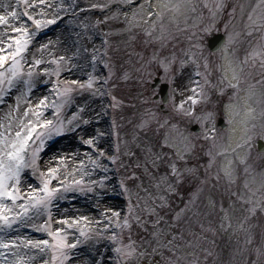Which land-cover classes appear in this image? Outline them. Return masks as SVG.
I'll list each match as a JSON object with an SVG mask.
<instances>
[{
    "label": "rangeland",
    "instance_id": "obj_1",
    "mask_svg": "<svg viewBox=\"0 0 264 264\" xmlns=\"http://www.w3.org/2000/svg\"><path fill=\"white\" fill-rule=\"evenodd\" d=\"M53 2L58 5L61 0H53ZM107 2L108 0H63L65 6L68 4L79 5L84 11L82 12L83 15L71 20L68 25L67 39L70 45V55L67 56L57 51L52 56H63L66 59L71 56L72 64L68 65V67L71 68V72L81 75L83 82L87 79V74L91 72V68L87 66L92 54L91 50L93 48L100 50L106 47V53L99 51L101 60L97 64V74L102 77L107 76V68L103 61H111L115 75L108 82V87L111 88L112 95H115L121 103L119 107L113 108L110 107L113 101L109 95L97 97L87 91L76 94L73 103L62 110L60 118L70 119L72 113L77 111V106H82V102H87L88 108L85 110L84 116L91 122L87 125H81L80 128L54 133L50 137H46L45 146L41 148L39 153L40 170L48 175L47 169L52 167L59 174L58 177L52 179L51 187L56 188L59 184H63L66 181H80L81 179L84 181L82 185H73L69 188L64 193L63 198L53 201L51 209L53 227L60 223V212H66L67 203H80L82 206L90 205L91 203V207H93L91 212L98 218L95 220L98 223L106 224L107 227L103 225L93 227L81 224L78 227H91L93 233L105 231L106 229L109 232L116 230L115 220L112 222L105 221L107 223L102 222V215L104 216L107 213L105 210L108 211L105 201L118 203L117 212L120 213V220H123L127 215L129 193H126L120 186L119 179L121 174L125 175V177L130 175L129 170L132 169L136 156L140 155L132 140L134 131L141 133L140 137H138L140 141L143 142L145 137L154 141L158 150L164 133L169 130L165 124L166 118L170 117L167 120V124L175 123L177 125V128L171 130L172 136L177 137V133H184L185 130L191 132L184 122V116L186 115L178 112L175 108V105H178L183 98L181 77H183L188 63L180 72L174 75L173 71L165 73L159 63L160 58L170 57L172 53H175L178 58L188 60L189 56L195 53L196 60L199 59L200 62H204L205 59L208 60L210 56L212 57L207 47L208 40L218 33H224L227 37L225 49L221 53L218 52L216 57L223 58L225 55H230L241 64L247 54L250 58L243 64L244 74L257 88L264 89V81L261 80L260 57L252 56L254 51H260L262 37H264V25H261L258 19L261 10L257 8L255 13L252 12L257 0H192L191 9L180 17L178 22H164L165 31L162 39L154 38V36L161 35L159 24H157L156 28L152 27V22L156 20V15L153 20L144 15L136 26L126 29L123 17L105 21L104 16H111V11L89 7V3ZM221 2L223 7L220 9L216 8L215 5ZM13 3L16 6V0ZM120 4L123 7H128L122 2ZM25 7L23 0H21L17 10L21 11L20 20L22 24L30 31V29L32 30L35 27V22L31 16L35 15L33 9L36 6L28 8L29 15H23L22 10ZM110 7L114 10L117 7V3H112ZM249 14H252L254 23L248 20ZM96 20H100L101 23L96 25ZM85 24L88 25L87 28L84 27ZM44 27L42 26L31 32V43L28 45L27 51L21 53L20 63L25 74L30 70L37 73L35 77L36 87L32 89V92L36 89L44 90L43 95H49L51 101L52 99H58V97L52 95L55 91L53 85L56 82V77L55 75H45L43 68H52L54 65L52 63L35 64V59H43L46 62L51 61L48 53L51 48L41 50L36 47L37 42L45 36L42 32ZM146 29L151 30L153 35H149L145 31ZM229 33L232 34L231 43L227 42ZM105 35L108 38L107 45L104 44ZM14 43L13 39L9 43L3 41V48H5L6 54L14 50L10 47ZM85 48L88 49L87 52L84 51ZM77 50H79V56L73 57V53ZM153 56L157 59L153 60ZM178 68L179 64L177 62L174 65V69ZM125 72H127V79L122 78ZM66 73L68 72H62L61 81H65L64 74ZM157 77L171 85L169 93L170 104L166 107L170 111L169 114L161 112L159 104L155 103L152 97L156 90L152 89L151 86ZM98 86H101L102 90L107 91V88L103 87V80L98 82ZM17 90L18 88H7L5 94L0 96V101H3L0 102V134L5 130L2 125L6 123L5 114L10 110H12V116L24 119L31 116L29 114V117H24L28 106L23 99L20 103V111L17 113L14 110L13 106L16 102ZM90 97L91 99H89ZM172 97H174V100ZM27 99L31 100L34 105L32 95L27 96ZM145 110L154 112L156 118L151 121L148 128L139 129L136 125L144 118ZM93 111L99 114V119L94 118ZM54 112L55 109L49 103V106L43 112L42 118L52 120ZM12 116L7 117V119H12ZM255 119L256 121L254 122ZM113 120H115V124H113ZM17 124L18 121L14 120L12 123L14 130H16ZM97 130L102 136L94 142L98 148L105 149L106 155L104 157H99L95 148L85 144L80 139L81 136H84L85 139L95 136ZM205 131H207L209 139H205ZM117 132H119L118 138L116 136ZM194 134L196 147L194 154L190 155L187 164L199 169V177L192 173H184L183 178L175 183V191L166 194L167 202L163 208L157 209L160 219L159 227L166 229L165 238L160 243L165 244L167 241H172L168 248L158 249V252L164 251L166 255L180 259V264H188L191 259L198 261V264H254V262L255 264H260V261H264V257L257 258L255 247L264 244V210L257 209L255 215L250 218L249 223L252 225L251 231L255 234V240L253 245H245L243 243V234L233 230L235 228V219H233L232 228L220 227L222 222L220 205L223 204L227 208L230 202L237 198L239 192L245 191L243 181L246 178L251 179L259 187L262 177H264V153L257 148L258 141H264V113L257 111L254 118L249 122L246 139L240 146V149L244 152L243 160L246 163H241V158H233V167L237 170V179L231 185H229L227 178L224 177L223 172H221L220 180L210 175L213 171L222 168V162L230 153H226L224 156H217L215 165L212 167L208 166V160L210 159L208 156L209 149H212L213 152L218 151L219 147L227 139L228 131L213 136L211 128H206L203 124L201 125V132ZM211 137H215V140L211 139ZM117 139H119L122 147L123 142L127 139L130 150L136 153V156H127L121 153V161L117 162V164L111 163L107 156L115 153L113 145ZM33 143L38 145L39 142L33 141ZM163 151L171 153L172 150L165 147ZM59 156H63L65 159L60 160L58 159ZM89 157L97 160V167L94 168L92 166ZM168 158L166 157V159ZM80 160L84 161L83 165L79 163ZM121 162H126L123 167H119ZM101 164L104 167H100L99 165ZM64 165H67V167ZM246 167L248 169L247 173L245 172ZM105 168H108L107 172L104 170ZM205 169H207V172H205ZM32 171L30 168H25L22 173L24 182L20 186V191L25 196L29 195L33 189L39 193V190L43 187L40 183L39 175L33 176ZM69 171H75L77 176H72ZM136 171L138 173L142 172L141 169H136ZM152 171L154 174L159 175L169 172L170 169L167 168L165 163H160ZM206 174L209 175V179L207 182H203ZM102 177H107L103 188L100 186ZM141 179L144 180L143 187L155 194L149 185L147 177L142 175ZM137 182L136 178L127 180L129 185H134ZM93 184H95L94 188L92 187ZM28 185L31 187H28ZM25 187L28 188L25 189ZM198 188L202 189V191L199 194V198L194 199L193 193ZM109 194H111L110 197L107 196ZM131 196L133 218L139 214L142 221H144L141 225L133 221V238L139 241L141 250L148 249L155 264H162L163 257L158 254H152V249L148 243L153 230L152 222L157 219V216L148 213L144 204V201H147L149 205H158L159 201L148 199L146 193L141 191L139 187L131 189ZM209 198L215 201L214 209L209 206ZM3 200L9 204L10 208L15 206L14 210H20L19 205L24 202L23 198L15 202H12L8 197H4ZM32 211L37 212L36 215L31 216L32 223L43 225L47 220V214L35 209V206L30 209V213ZM201 224L204 225L203 228H201ZM210 228L213 230H210ZM68 231V239L71 243L73 240L71 233L75 229ZM0 235H7L10 238H14L15 235L18 237L23 236L33 240L50 239L47 232L41 231L40 228L31 227L27 223L23 226L14 223L7 229L6 233L0 232ZM125 236L127 237V230H125ZM75 238L80 239L78 235ZM189 241L192 243L190 244ZM95 244L105 245L106 251L109 253L108 261L113 264L112 257L114 253L111 251L112 245L107 237L101 238L99 243L94 240L81 243L74 250V258H81L86 250ZM172 247H176L178 251L172 252ZM181 251L195 252L196 255L183 258L179 255ZM0 253H3L5 260L10 259L11 255H13L11 249L0 248ZM44 258L46 259L47 257ZM36 262L40 264V258L34 261V264ZM141 264H149L148 258H145Z\"/></svg>",
    "mask_w": 264,
    "mask_h": 264
},
{
    "label": "snow or ice",
    "instance_id": "obj_2",
    "mask_svg": "<svg viewBox=\"0 0 264 264\" xmlns=\"http://www.w3.org/2000/svg\"><path fill=\"white\" fill-rule=\"evenodd\" d=\"M39 5L44 3V0H38ZM117 3L115 9H111L110 5L112 3ZM123 3L127 5L129 11H124L119 4ZM21 0H16V6L12 7L9 4L5 3L3 7L7 9V13H0V25H4L5 28L11 27V29L21 35L12 37L15 41L14 44L10 45L14 50L7 55H0V96H3L7 88H18L16 95V102L13 106L14 110L18 113L20 111V103L23 99L27 104V109L24 113V117L30 118L24 119L18 116H12V110L5 114L6 123H3V128L5 129L2 134H0V232L7 231L14 223H17L21 226L28 224L34 228H40L41 231L47 232L50 239L45 240H33L27 239L23 236L17 237L15 239L8 237L7 235H0V248L11 249L12 257L11 259L5 260L3 253H0V264H34L36 258H40V264H104V252L99 251L96 256H92L84 260L83 262L79 258H74V250L78 248L81 243H87L90 240H94L99 243L100 239L107 237L109 243L112 245L111 251L114 253L112 257L113 264H141V262L148 258L149 264H155L154 260L150 256L148 249L141 250L139 247V241L133 238V221L141 225L144 223L139 214L135 215L133 218V204L131 189L133 187H139L141 191L146 193L148 199L152 201H159L158 205H149L147 201H144L145 208L148 213L155 214L157 219L153 221V230L151 231V239L148 241L149 246L152 249V254H158L163 257L162 264H180V259L174 258L173 256H168L164 251H159L158 249H166L171 244L172 241H167L165 244H161L160 241L165 238L166 229L159 227V211L158 208H163L164 204L167 202V193L175 191V183L183 178L184 173H192L199 177V169L191 167L187 164L190 155L194 154L195 144V134L185 130L184 135L177 138L172 136L171 130L177 128L175 123L167 124L166 118L165 124L169 129L164 133L162 142L159 146V150L154 141L145 137L144 141H140L141 133L134 131L132 135V140L135 143L137 149L139 150L140 155L136 156V153L130 150L128 140L126 139L123 142V147L119 139L113 145L115 153L113 155L107 156V159L113 163L121 161V153L127 156H136V160L133 164V167L130 171V175L125 177L121 174L119 183L120 186L126 193H129V203L127 215L123 220H120V213L114 211L116 217L114 223L116 230L108 231H97L93 233L91 227H78L81 221H87L88 217H77L75 219L61 215L60 223L53 227L52 220V207L53 201L59 198L64 197V193L69 190L73 185L79 186L84 183L83 179L80 181H70L59 184L56 188L51 187V181L54 177H58V172L55 168L49 167L47 169L48 175L45 172L40 170V150L45 146V138L50 137L54 133H61L69 130H74V128H80L81 125H87L91 121L86 119L84 116L85 110L88 108L87 102H82V106H77V111L73 112L70 119H61L60 114L62 110L74 101V97L78 93H83L85 91L92 93L93 96L103 97L104 95H109L112 98L113 103L110 107H119L121 103L115 95H112L111 88L108 87V82L111 81L113 75H115V70L112 67V63L109 60L103 61L105 67L107 68V76H100L97 74V64L100 62L101 57L99 51L107 52V48L96 49L93 48L92 54L90 56L88 67L91 68V72L87 74V79L81 82L79 79H73L71 81L65 80L61 81L60 77L62 72L67 71L71 74V68L68 65L72 64V58H65L63 56L56 57L52 56L51 61H45L43 59H35L36 65H43L46 63H52L54 67H44L43 72L47 76L55 75L56 82L53 85L55 91L52 94L58 99H52L50 101L49 95H43L38 99V103L33 105L31 100L27 99V96L32 95V89L36 87L35 77L37 73L33 70H30L27 74L24 73V69L21 60V53H24L28 49V45L31 43V33H29L28 28L21 24L20 27H17L15 23L9 24V21H19L21 19V11H18ZM24 5L26 6L22 11L23 15H29L28 7L29 0H23ZM51 7V5H49ZM68 7H75L74 4H69ZM90 8H99L101 10L111 11V16L105 15L104 20L109 19H119L120 17L124 18L126 25L129 27L136 26L139 21L143 19L144 15L153 16L157 13L148 11L145 8L143 3H134V0H108L107 3H89ZM151 7V5H149ZM216 8L220 9L223 7V3H218L215 5ZM257 8H259L260 15L258 19L260 20L261 25H264V0H257L256 6L252 9V12L255 13ZM43 11V9H41ZM58 11H66L63 0L58 4ZM235 11V9H233ZM32 20L35 22V27L33 31H36L38 28L42 27L45 23H55V18L52 19H38L35 15L31 16ZM248 20L253 22L252 14H249ZM101 23L100 20H96V25ZM159 24L161 31L160 36H154L156 39L163 38V32L165 31L164 17L161 16L160 20H154L152 22V27L156 28ZM85 28L88 25H84ZM149 35H153L151 30L146 29ZM6 36V32H5ZM91 39V37H89ZM264 40V37H262ZM232 41V34H228V43ZM108 38L107 35L104 37V44L107 45ZM45 45H40V49H44ZM85 52L88 51L87 48L84 49ZM79 56V50L73 53V57ZM252 56L260 57V68H261V80L264 81V46L260 48L259 52L254 51ZM249 56L246 54L243 61H241V66L249 60ZM153 60L157 58L152 57ZM191 60L195 65V71L197 75H200L204 78L205 84H211V81L207 78V72L200 70V64L196 60L195 53H192L189 56L188 60L180 59L176 56L175 53H172L170 57L160 58L159 63L162 65L165 73L173 71L174 75L177 72H180L184 66ZM178 62L179 68L174 69V65ZM208 60H204V67L207 69ZM123 79H127V72L124 73ZM221 81H224L225 78L223 75L220 77ZM100 80L104 81V88H107V91L102 90L101 86H98ZM191 77H189V82ZM19 86V87H18ZM215 87V85H213ZM225 87H233L239 89L240 84L232 85L230 82L225 84ZM198 91L199 95H191L188 97L193 104V107L185 109V101L181 100L178 105H175V108L178 112L191 116L193 119L200 122L203 125V122L200 121V116L203 113H197L195 110V105L198 104L202 99H207L205 95L204 88L202 85H197L193 90ZM219 91L223 92L224 87H221ZM91 99V97L89 98ZM174 100V97H172ZM3 102V101H0ZM51 104V107L55 109L53 114V119H43L44 110ZM103 110V109H101ZM12 116V119H7V117ZM93 116L96 119H99V114L93 111ZM143 117L138 125L139 129H146L150 125L151 121L156 118L154 112L145 110ZM18 121L16 130L13 129V121ZM115 124V120H113ZM159 127V122H158ZM205 139H209L207 131L204 133ZM102 134L97 130L95 136H90L87 139L84 136H81L80 139L88 145H91L97 150L99 157H104L106 155L105 149L98 148L97 144L94 142L101 138ZM117 138L119 137V132L116 133ZM186 136V138H185ZM215 140V137H211ZM33 141H38V145L33 143ZM215 147V145H213ZM167 147L171 149V153L163 151ZM238 147H240L238 145ZM231 152L235 154L236 150L231 149ZM227 150L225 151H216L213 152L212 149H209L208 156V166L212 167L216 163L217 156L226 155ZM166 157H169L166 159ZM174 157V158H171ZM58 159L64 160L65 157L59 156ZM89 161L92 166L95 168L98 166L97 160L91 159ZM143 161V162H142ZM241 163H246L243 158H241ZM81 165L84 164L83 160H80ZM124 163L121 162L119 167H123ZM160 163H165L167 168L170 169L169 172L163 174H154L152 170L156 169ZM234 161H230L227 166L220 168L217 171H213L210 175L215 176L217 180L221 179V172L225 178H227L229 185L235 182L237 179L236 168L233 167ZM67 167V165H64ZM100 167H104L102 164ZM25 168L32 169V175H39L40 183L43 187L39 190V193L35 189L25 196L20 191L21 181L23 179V170ZM136 169H141L142 172L138 173ZM106 172L108 168L104 169ZM248 169L245 168L247 173ZM207 172V169H205ZM146 176L149 182L150 187L153 189V192H150L147 188L143 187L144 180L141 179V176ZM136 178L137 183L134 185H129L127 183L128 179ZM107 177H102L100 180V186L105 187V180ZM209 175L204 176L203 182H207ZM28 187H31L28 185ZM95 187V184L92 185ZM243 187L245 191L239 192L237 198L232 200L227 208L220 205V211L222 213L220 227H233V219H235V228L233 230L239 231L243 234L244 239L243 243L245 245H253L255 240V234L251 231L252 225L249 223V220L252 216L255 215L257 209L264 210V181H261L259 187H257L251 179L246 178L243 181ZM63 189V191H61ZM83 190V189H81ZM202 189L198 188L196 192L193 193V198L198 199L199 194ZM8 197L12 202L18 201L23 198V203L19 205L20 210H14L9 207V204L4 202L3 198ZM139 199V197H138ZM38 209L42 213L47 214V220L43 225H37L32 223L31 216L36 215V211L30 213V209ZM209 206L213 209L215 208V201L209 198ZM107 211V210H105ZM7 213V214H6ZM112 222V217L108 218ZM201 228L204 227L203 224L200 225ZM75 229L71 233L73 240L70 243L68 236L69 231ZM125 230H127V237L125 236ZM210 230H213L210 228ZM79 236L80 239H76V236ZM191 244L192 242L189 241ZM23 250V251H21ZM172 252H177L176 247L171 248ZM205 251H207L205 249ZM255 252L257 258L264 257V244L255 247ZM180 257L187 258L188 256H195L196 253H188L181 251L179 253ZM44 257H47L46 259ZM188 264H198V261L191 259L188 261ZM255 264V262H254ZM260 264H264V261H260Z\"/></svg>",
    "mask_w": 264,
    "mask_h": 264
},
{
    "label": "bare ground",
    "instance_id": "obj_3",
    "mask_svg": "<svg viewBox=\"0 0 264 264\" xmlns=\"http://www.w3.org/2000/svg\"><path fill=\"white\" fill-rule=\"evenodd\" d=\"M14 0H0V13H7V9H5L3 7V5L5 3L9 4L12 7H15V4L13 3ZM154 0H134V3H143L145 5L146 10L148 11H152L153 13H156L155 9L152 7ZM29 7H35V9H33L34 14L36 16V18L38 19H52L55 18V23H45L43 26V33H44V37L37 42L36 47L38 49H40V45H45V48H51L48 53H49V59H51L53 53H57V51L64 53L65 55H70V45L68 43V39H67V33H68V25L69 22L71 20L76 19L77 17H79L80 15H83V11L84 9L80 8L79 5H75V7H68L65 6L66 11H58V5L54 4L53 0H44V3L42 5H39L38 0H29ZM49 5H51V7H49ZM149 5H151V7H149ZM124 11H129L128 7H123L121 4L119 5ZM41 9H43V11H41ZM150 17L151 20L154 19L155 15L153 16H148ZM12 23H15V25L17 27H20V25L22 24L21 20L19 21H9V24L11 25ZM129 26L126 25V29H128ZM29 31V30H28ZM5 32H6V36H5ZM34 32L33 29L29 31V33ZM21 35V33H17L15 31H13L11 29V27H7L5 28L4 25H0V55H7L5 48H3V41L6 42H10V40H12V37H16ZM69 58H71V56H69ZM64 79L65 80H73V79H79L82 82V76L79 75L78 73L75 72H71V74H64ZM236 82H232L231 84H235ZM43 91L41 90H34L32 92V98L34 100V105H36L38 103V99L43 95ZM256 121V119L254 120V122ZM248 128V127H247ZM246 132L247 129L244 132H236V133H232L231 132V126L229 127L228 130V134H227V138L228 136H232V144H231V148L235 149L236 152L235 154H230L231 156V161L233 160L234 157L237 158H243L244 152L240 149L239 146H241L243 144V142L245 141V137H246ZM232 153V152H230ZM71 173L72 176L76 177L77 173L75 171H69ZM24 180L21 181V184H23ZM28 187H25V189ZM108 197L111 196V194L107 195ZM102 197L105 198L104 195H102ZM105 204L107 205L106 208H108V211L104 216L102 215V222L109 221V217H112V221H114L116 219L115 215H114V211L117 212V207H118V203L116 202H111V201H105ZM93 207H91V203L90 205H85L82 206L80 205V203H67L66 204V212H60L61 215H66L69 216L73 219L77 218V217H83V216H87L88 219L87 221H81V225H86V226H93V227H100V226H105L107 227L106 224H101L98 223L95 219H98L94 214H92L91 209ZM105 222V223H107ZM95 225V226H94ZM18 236H14L13 239L17 238ZM99 251H103L104 252V264H110L108 261V255L109 253H107L105 245L104 244H95L90 246L86 252L81 256V261L83 262L84 260H86L89 257L92 256H96L97 253ZM12 257V255H11ZM10 257V259H11ZM39 258V257H38ZM38 258H36V260H38ZM35 260V261H36ZM37 264V262H36Z\"/></svg>",
    "mask_w": 264,
    "mask_h": 264
},
{
    "label": "clouds",
    "instance_id": "obj_4",
    "mask_svg": "<svg viewBox=\"0 0 264 264\" xmlns=\"http://www.w3.org/2000/svg\"><path fill=\"white\" fill-rule=\"evenodd\" d=\"M192 0H154L152 7L155 9L159 21L160 17H164V22H178L179 18L186 14L191 9ZM223 46V45H222ZM261 46H264V40L261 41ZM221 72L227 82H236L240 84L239 95L229 104L225 106V114L228 117V123L231 126V132H244L249 126V122L254 118L257 111L264 113V89H259L251 83L244 74L243 67L239 62L233 59L230 55H225L222 58ZM215 113L206 112L200 116V121L203 124L207 122H215ZM184 133H177V137L183 136ZM186 138V136H185ZM232 136L224 141V144L219 147L220 151L227 150L231 152ZM231 161V156L225 157L222 162V167L227 166ZM264 181V177L262 180Z\"/></svg>",
    "mask_w": 264,
    "mask_h": 264
},
{
    "label": "flooded vegetation",
    "instance_id": "obj_5",
    "mask_svg": "<svg viewBox=\"0 0 264 264\" xmlns=\"http://www.w3.org/2000/svg\"><path fill=\"white\" fill-rule=\"evenodd\" d=\"M207 47L212 55L210 58H208V67L205 69L204 62H200L199 59L197 61L200 64V70L207 72V78L209 81H211V84H205L204 78L200 75L196 74L195 68L196 65L189 60L188 65L186 66V69L184 71L183 77H181V86H182V100L185 101V109L193 107V104L190 100H188V97L191 95H199L198 91H193L197 85H202L204 88L205 95L207 96V99H202L198 104L195 105V110L197 113H206V112H213L215 113V122H207L204 124L206 128H211L212 135H220L228 131L229 123H228V117L225 114V106L229 104V102L233 101L238 95H239V89H235L233 87H225V84H227V81H221L220 77L222 76L221 72V63H222V57H216L218 52L221 53V51H213L208 45ZM243 67V66H242ZM244 71V67H243ZM189 77H191V81L189 82ZM160 78V77H158ZM167 83V82H166ZM168 84V103L165 107L163 106V103L161 101L160 96V85L157 87L153 86L152 89L156 90V93L152 96L155 103L159 104L160 110L164 111L166 114H169L170 111L166 109L167 106L170 104V88L171 85ZM236 84V83H235ZM232 84V85H235ZM215 85V87H213ZM221 87H224V91L221 92L219 89ZM184 122L188 129H190L191 132H194L196 134L201 132V124L199 121L193 119L191 116H184ZM195 130H197L195 132Z\"/></svg>",
    "mask_w": 264,
    "mask_h": 264
},
{
    "label": "water",
    "instance_id": "obj_6",
    "mask_svg": "<svg viewBox=\"0 0 264 264\" xmlns=\"http://www.w3.org/2000/svg\"><path fill=\"white\" fill-rule=\"evenodd\" d=\"M224 41H225V36L222 34H218L210 40V46L213 50H215ZM161 94H162V99L164 103H166L167 102V85L166 84L162 85ZM258 147L261 152H264V142L263 141L261 140L259 141Z\"/></svg>",
    "mask_w": 264,
    "mask_h": 264
}]
</instances>
